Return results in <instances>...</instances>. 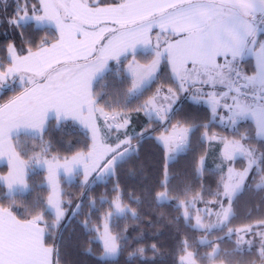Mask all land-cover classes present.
Here are the masks:
<instances>
[{
	"label": "snow or ice",
	"instance_id": "obj_1",
	"mask_svg": "<svg viewBox=\"0 0 264 264\" xmlns=\"http://www.w3.org/2000/svg\"><path fill=\"white\" fill-rule=\"evenodd\" d=\"M108 21L118 27H107ZM6 22L21 29L22 36L23 29L33 23L37 29L54 26L58 36L55 43H49L47 39L39 44L26 40L27 54L23 49L18 52L14 44H9L8 67L0 62V91L10 88L9 77L16 78L18 73L23 87L19 96L0 105V158L6 156L8 165L7 174L0 175V188H7L4 197L10 202L8 207L0 203V264H60L57 241L62 239L60 230L67 214L65 204L71 205V199L67 202L64 199L65 194L56 179L58 172L62 169L72 178L81 173L83 166L82 186H86L115 175L119 166L138 155V145L147 129L140 133L127 132L130 124V117L125 114L127 104L143 95L158 78L156 73L162 59L171 66L177 87H169L166 93L157 88L156 93L134 111H144L150 121H170L172 104L178 94L192 89L194 100L206 98L213 119L219 116L224 122L226 118L237 132L239 122L251 120L255 124L256 136L264 139V0H119L107 5H102L99 0L94 3L89 0H16L15 10L6 17ZM153 28H159L155 46H151ZM106 32L112 35L106 38ZM137 45H144L155 58L144 65L130 64L131 86L123 93L126 103L121 105L115 97L108 103L105 100L107 93L96 92L93 82L108 70L109 60L120 63V58L126 59L130 53L135 61ZM249 55L255 57L252 74L242 68ZM61 63L65 67L55 69L54 74L49 71ZM35 77L42 79L38 81ZM205 86L211 90L206 91ZM218 86L223 90L218 91ZM101 101L109 111H105ZM164 101L168 102L166 106ZM220 109L225 111L226 117L219 114ZM97 113L104 117L109 130H125L123 138L117 136L114 145L103 143L101 129L96 123ZM49 119L56 121L57 130L66 128L69 122L73 128L81 125L91 132V146L86 151L64 157L61 163L58 155H51V143L44 141ZM194 127L177 121L169 131L165 124L164 132L157 137L166 153L164 181L159 185L163 190L148 192L149 196L155 192L157 204L170 197L168 163L173 160L174 153L188 146L189 134ZM204 127L207 129L208 125ZM22 135L39 143L29 149L21 141ZM204 136L210 140L219 139L222 143L221 154L229 162L228 178H222L217 191L212 194L214 200L211 203L217 204L219 211L204 210V217L215 215L214 223H205L197 209L195 225H191V209L203 197L196 193L189 200L188 190L184 192L185 199L177 207L184 208L183 217L190 226L204 233L197 244L211 251L201 255L198 250H190L192 244L185 239L179 249L177 264H217V261L220 264H243L242 259L234 258L252 253V241L245 240L248 235L260 236L258 259L264 264V230L256 231L251 224L239 229L229 227L234 217L233 204L246 190L245 180L249 173L255 171L259 175L256 188L264 190V150L257 155L248 133L229 139L216 134L208 136L205 131ZM50 155L51 159H48ZM238 157L247 159V167L237 172L232 163ZM30 165L47 166L50 192L46 200L37 197L34 202L24 204L25 215L18 217L12 209L17 199L31 190L26 179V169ZM203 165L204 158L201 157L198 172L203 171ZM92 172H96V176L89 181ZM94 204L92 202L89 207L94 209ZM109 205L110 209L104 215L103 233L98 237L103 241L102 260L118 258L127 244V237L113 234L112 218L126 217L131 213L133 219H139L138 213L124 204L119 194ZM82 207V202L77 204L72 215L80 214ZM89 223L90 216L83 222L86 229ZM256 223L264 225V219ZM225 229L226 235L217 236L216 240L207 239L214 232H224ZM89 230L100 232L99 227ZM233 236L236 237L235 247L231 251L222 248L221 245ZM242 244H247L248 248H243ZM150 250L153 257L159 252L156 244H152ZM148 251L145 247L131 250L128 264L133 259L148 264ZM248 264H256V261Z\"/></svg>",
	"mask_w": 264,
	"mask_h": 264
},
{
	"label": "trees",
	"instance_id": "obj_2",
	"mask_svg": "<svg viewBox=\"0 0 264 264\" xmlns=\"http://www.w3.org/2000/svg\"><path fill=\"white\" fill-rule=\"evenodd\" d=\"M95 0H89L94 3ZM102 5L118 3L119 0H99ZM16 7V0H0V62L4 66H8V45L14 44L17 51L23 49L27 54L28 44L26 40L34 41L39 44L41 40L47 39L49 43H55V37L58 36L54 27H41L37 29L34 25H28L23 29L24 35H21V29L13 28L6 22V17L11 15ZM157 31H154L155 34ZM171 37L170 39H175ZM35 50V47H33ZM154 54L142 50L136 53L135 61L148 64L154 59ZM131 59L123 60L120 63H112L110 69L94 83L96 92L107 93L105 100L111 103L113 97L124 105L127 98L123 93L131 86L130 74L127 72L128 62ZM246 72L252 74L255 63L252 58L244 62ZM58 67H53L49 71H53ZM157 79L144 91L139 98L131 99L127 104V111H134L143 104L149 97L156 93L157 88L168 90L169 87L175 89L177 83L173 80L171 66L167 60H162L161 69L157 75ZM6 88L0 96V104H6L14 97L19 96L23 91V87L14 86ZM179 105L171 114V120L168 124L171 126L177 121H184L195 125L190 137V143L184 153L176 154L173 160L168 163L169 171V189L170 200L157 204L154 200L155 192L152 196L148 195L149 190L155 189L161 191L160 183L164 181L165 173V149L158 142L156 134L161 132L163 126L157 121H148L156 123L153 131L145 133L144 139L138 145L139 153L129 162L119 166L115 175L108 178L107 181L98 182L94 185L85 187L80 181L66 184L64 191V199L67 202L71 199V205L65 204V207L72 211L79 203H83L80 214L71 216L61 228L62 239H59L60 264H128L129 252L138 247L149 249L146 253L148 264H177L179 259V249L182 241L187 239L192 248L190 250H198L201 255L211 251L197 242L204 235L203 232L195 230L190 226L183 217V208L178 209V203L185 199L184 192L188 190L187 199H191L196 193L202 194V204H209L214 200L212 195L217 191L221 184L222 178L226 175L227 168L217 170L214 168H206L202 174L198 172L199 161L201 157L207 154L208 143L205 139V131L211 133L222 134L229 139L239 138L240 134L248 133L251 137V146L255 147L259 152L264 150V140L257 138L256 128L253 121H245L236 127L239 131H235L232 127L223 126L213 121L211 109L203 101L198 102L190 99L181 92L179 93ZM101 106L105 107L101 101ZM106 110L109 111L107 107ZM119 110V109H118ZM204 125H208L205 129ZM148 133L151 135L149 136ZM29 149L36 147L39 141H33L20 137ZM44 141L51 143V154L61 157L71 156L77 151H86L91 146V137L89 132L83 130L78 125L73 128L69 122L66 128L57 130L56 121L51 119L48 123L47 131L44 134ZM136 140L133 144L136 145ZM31 152H29V156ZM27 159V157H26ZM246 163L244 159L236 161V166L243 167ZM6 168L7 167H3ZM255 177L251 178L250 183L246 186V190L238 197L233 204L234 217L229 224L233 229H239L246 225H254L259 220L264 219V190L256 188L259 182V175L254 172ZM45 171H36L28 176L30 192L18 198L15 207L12 209L18 217L25 215L24 204L34 202L37 197L45 199L49 194V189L44 185ZM118 185V187H117ZM115 189V190H114ZM6 187L0 188V203L5 207L9 206V200L4 197ZM119 194L124 204L134 209L139 219H133L131 213L126 217H113L111 229L113 234L120 233L127 237V244L123 252L116 259H104L100 257L103 253V247L96 239L97 232L89 229L99 227L102 228L104 215L109 211V202ZM105 199V200H104ZM139 201V202H137ZM95 202L94 209L89 205ZM90 216L89 227H84V220ZM191 225L192 220H191ZM224 232L216 231L214 234L207 236L209 240H216L217 236L226 235ZM236 240L225 241L221 246L225 250L231 251L235 247ZM156 244L159 252L153 257L151 245ZM247 249V248H245ZM258 249L253 247L250 255L244 254L234 259L243 260V264L258 259ZM220 263V261H217ZM130 264H144L143 261L133 259Z\"/></svg>",
	"mask_w": 264,
	"mask_h": 264
},
{
	"label": "rangeland",
	"instance_id": "obj_3",
	"mask_svg": "<svg viewBox=\"0 0 264 264\" xmlns=\"http://www.w3.org/2000/svg\"><path fill=\"white\" fill-rule=\"evenodd\" d=\"M44 27H46V26H44ZM158 30H159V28H158ZM152 42H155V40L152 39ZM135 63H137V62L135 61ZM141 65H144V64H141ZM57 66H60L57 69H60V68H63L64 67V65L62 63L59 64V65H57ZM4 67L7 68L8 66H4ZM108 70H109V67H108ZM159 70H160V65L158 66V70H157L156 76L158 75ZM52 72L54 74L55 73V70H53ZM127 72L129 73V67H128ZM19 75H21V74L18 73L17 76H16V78L9 77L8 84H13L14 86L22 87L21 84H20V81L18 79ZM23 75H25V76H31L32 74L31 73H23ZM35 79L39 81L42 78L41 77H35ZM27 86L28 87H31L32 85H27ZM162 89H163V92H165V93L167 92L166 89H164V88H162ZM205 90L206 91H210L211 89L208 86H205ZM217 90H223V89L220 86H218L217 87ZM191 92H192V90L189 89L188 91H184V92H181V93L184 94V96H188L189 95V96H191V99H193L192 98V95H191ZM1 94H2V92H0V96H1ZM180 98L181 97L178 94V97L175 99V102L172 104V110L170 112V115L173 113V111L176 109L177 105L179 104ZM161 100H162V97H161ZM196 101H198V102H202L203 101L206 105H208L206 103V98H201V99H198ZM167 103H168L167 101H164L165 106L167 105ZM105 111H108V110L105 109ZM125 114L128 117H130V124L128 125V128H127V132H129L130 134L133 133V132H135V133L144 132L145 129H147V132L153 131L154 128L157 126L156 123H154V122L148 123L149 118L145 115V112L144 111H139V112H137V111H132V112L128 111ZM219 114L221 116H225L226 117V113H225V111L223 109H220L219 110ZM96 117H97L96 123H97L98 127L101 129V135L103 137V143L105 145H109V144H113L114 145V142L116 141L117 136H120V138H123V132L125 131L124 129H121L119 132L115 131L114 129L113 130H109L108 127L105 124L104 117L100 116L99 113L96 114ZM50 120L51 119H49V121ZM49 121L47 122V127H48ZM213 121L218 122V123H220V124H222L223 126H226V127L230 126L228 124L226 118H225L224 122H221L219 116H217V118L216 119H213ZM108 122L111 123L110 120ZM157 122L161 123V125L163 126V129H162L161 132H159V133L156 134V138L158 136H160L164 132V126H165V124L168 125V129H169V131H171V126L168 124V121H157ZM242 122H245V121H242ZM239 123H241V122H239ZM238 124H237V126H238ZM77 125L80 128H82L83 130L89 132L90 137H91V132L90 131H88L87 129H84L79 124H77ZM192 132H193V129H192L191 133L189 134V137H191ZM207 133H208V136H211L212 134H216L218 137H226V136H224L222 134H219V133H211L209 131H207ZM205 139H206V141L208 143V148H207L208 150H207V154L203 157L204 158L203 171L202 172H199V173L202 174L204 172V170L206 168H208V167L209 168H214V169H217V170H223L224 168H227V171H226V175L227 176H225V178H224L226 180L228 178L229 162L226 161L223 158L222 154H221L222 153V149H223L222 143L219 141V139H217V140H210L208 138H205ZM260 139H262V138H260ZM187 147L188 146H186L181 151H178V152L174 153L173 156H175L176 154H179V153H184L186 151ZM253 148H255V147H253ZM51 155H55V154H51ZM51 155L48 157V159H51ZM257 155H259V151L258 150H257ZM59 157L61 158L60 162L63 163V158L64 157H61V156H59ZM66 157H71V156H66ZM239 159H244L246 161V163L243 164V167L236 166V161L239 160ZM3 167H7V169L6 168H3ZM232 167L237 172L238 171H242L245 167H247V159H245V158H239L238 157L235 160V162L232 163ZM7 171H8L7 157L5 156V157L0 158V175H6L7 174ZM36 171H45V181H44V185L47 186L48 189H49V191H50V187L47 184V176H48L47 166H44L43 168H41L38 165H36V166L30 165L29 168L26 169V172H27L26 179L28 180V176L31 173L36 172ZM254 172L255 171L249 173L247 179L245 180V185L246 186L250 183L251 178L255 177ZM95 176H96V172H92L90 174V176H89V181H92L93 177H95ZM108 178L109 177H104L103 179L96 180L95 182L89 183L85 187L94 185V184H96L98 182L107 181ZM56 179L59 181V187H60V189L62 190L63 193L65 191L64 183H66V184H72L73 182L80 181V183L83 185V180H84V176H83V166H81V173L79 175L73 176L72 178H69L68 174L67 173H64L63 170L60 169L59 172H58V175H57ZM6 191H7V188H6ZM191 199H189V200H191ZM169 200H170V198L167 201H169ZM201 201L202 200H199L198 199L196 201V203H195V206L191 209L192 216H193L192 224L195 225V216L197 214V209L200 210V215H201L202 218H204L205 223H209V222L214 223L216 221L215 215H211V216L204 217V210L206 208H209V209H213L214 211H219V206L217 204H215V203L202 204ZM225 207H227V203H225ZM73 210L72 211H69V209H67V214L65 216L64 223L70 219V217L72 216ZM183 212H184V208H183ZM104 222H103V225H104ZM111 223H112V220L110 222V227H111ZM103 225H102V228L100 229V232H97V236H96V239L98 241H100L102 247H103V241L101 239H99L98 237H100L102 235V233H103ZM253 226H254V228H255L256 231L264 230V225L254 224ZM202 237L200 239H202ZM232 238H234L236 240V237L235 236H233ZM207 239H210V238L207 237ZM245 240H251L253 247H257V248L260 247V236H258V235L257 236H252V235L245 236ZM242 247L243 248H248V245L247 244H242ZM106 259H116V258H106ZM217 264H220V263H217Z\"/></svg>",
	"mask_w": 264,
	"mask_h": 264
},
{
	"label": "crops",
	"instance_id": "obj_4",
	"mask_svg": "<svg viewBox=\"0 0 264 264\" xmlns=\"http://www.w3.org/2000/svg\"><path fill=\"white\" fill-rule=\"evenodd\" d=\"M106 26L107 27H118V26H116V25H113L110 21H108V22H106ZM87 27V26H86ZM99 27V26H98ZM157 29V30H156ZM154 31H157L156 33H158L159 32V30H158V28H153L152 29V39H154L155 40V42H152L151 43V46H155V43H156V33L155 34H153L154 33ZM112 35V33H110V32H106V33H104V36L107 38V37H110ZM166 35V34H165ZM178 37H176L175 39H177ZM81 39H83V37H81ZM99 45H97V47H98ZM144 48V49H143ZM142 50H146V48H145V46L144 45H137V48H136V53H138L139 51H142ZM249 58H252L253 60H254V63H255V57H254V55H250V56H246L245 57V60L246 59H249ZM127 59H131L129 62H128V66H127V70H128V67H129V64H132L133 62H135V61H133V58H132V56H131V54L129 53L128 54V56H127V58L125 59L123 56L120 58V60L121 61H125V60H127ZM163 60V59H162ZM162 60H161V63H160V69H161V65H162ZM136 62L138 63V64H143V63H140V62H138L137 60H136ZM108 67H109V69H110V67H111V64L112 63H117V61L116 60H109L108 62ZM57 65H59V64H55L54 65V67H56ZM58 68L60 67V66H57ZM65 67V66H64ZM108 71V70H107ZM106 71V72H107ZM160 71V70H159ZM105 72V73H106ZM104 73V74H105ZM97 81V80H96ZM95 83V81L93 82V84ZM94 86V85H93ZM218 91H222V90H218ZM201 99V98H200ZM230 102V101H229ZM231 127V126H230Z\"/></svg>",
	"mask_w": 264,
	"mask_h": 264
}]
</instances>
